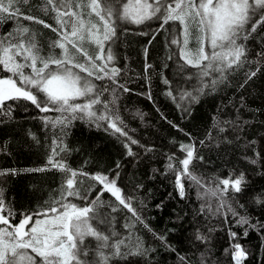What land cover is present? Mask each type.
<instances>
[{"label":"trees","instance_id":"16d2710c","mask_svg":"<svg viewBox=\"0 0 264 264\" xmlns=\"http://www.w3.org/2000/svg\"><path fill=\"white\" fill-rule=\"evenodd\" d=\"M40 4L41 0H30L28 5L20 6L21 11L56 27L54 13H43L37 7ZM17 22L36 33L42 54L47 55L49 43L58 37L42 24L22 17L18 21L7 19L0 23V36L12 31ZM160 24L157 19L140 25L121 22L116 37L105 45L106 50L111 45L113 65L120 69L117 81L130 89H117L119 99L113 106L126 125L127 137L105 130V122L97 127L75 120L63 136L68 150L66 164L74 170L115 179L143 221H138L110 193L103 194L104 205L99 212L112 223L101 228L115 231L120 238L130 235L129 247L138 239L148 250L146 255H129L111 264H235V243L247 252L241 264H264V25L250 33L247 40L237 41L246 49V63L230 70L214 88H205L196 102L188 105L185 101L178 107L180 93L197 95L200 79L198 70L185 65L177 45L170 43L173 32L182 40L179 24L163 28ZM84 47L90 54L96 51L94 44L85 43ZM189 47H196L194 39ZM55 52L59 54L60 49ZM146 64L151 65L147 72ZM257 68L260 70L256 76L247 79V74ZM6 75L0 71V76ZM211 79L206 77L204 81L210 83ZM94 83L109 89L116 87L108 79ZM169 91L177 97L176 102L166 94ZM101 99L111 100V91ZM5 107L8 113L0 114V170L15 169L16 173L0 176V188L6 204L16 213L12 219L16 224L24 214L40 212L59 199L67 173L57 169L29 171L46 166L52 140L61 134L59 127L45 126L43 118L60 114L42 113L23 100L7 101ZM101 107L96 105L97 109ZM184 107H189L190 112H185ZM128 137L138 143L131 144ZM126 143L133 155H128ZM182 144H193L196 156L202 157L194 159L189 168L204 184L200 187L181 177L183 198L175 183L176 172L168 168L169 157H173L174 168L182 169ZM253 159L255 164L251 163ZM240 174L245 181L242 192L234 193L230 187L225 197L237 213L234 216L227 205L220 208V202L207 190L215 189L219 178L235 179ZM77 180L84 181L78 184L81 195H87L89 201L94 199L101 186L87 177L78 176ZM69 199L78 205L85 203ZM112 207L117 211L113 212ZM240 217H247L255 227L238 224ZM128 224L135 226L125 227ZM231 233L237 234L235 239ZM85 244L91 249L96 241L87 237Z\"/></svg>","mask_w":264,"mask_h":264},{"label":"snow or ice","instance_id":"6c2138e0","mask_svg":"<svg viewBox=\"0 0 264 264\" xmlns=\"http://www.w3.org/2000/svg\"><path fill=\"white\" fill-rule=\"evenodd\" d=\"M29 2L0 0V23L7 19L18 21L22 17L51 28L58 38L49 43L50 51L44 55L36 33L19 22L12 31L0 36V71L8 74L0 76V114L8 113L5 107L7 101L21 100L30 102L42 113H59L55 118H43L45 126L59 127L61 133L52 140L46 166L29 171L57 169L67 175L61 184L59 199L40 212L24 214L16 224L12 223L16 213L6 204L3 189L0 188V264H111L129 255H146L148 250L143 249L138 239L135 245L129 247L130 235L120 238L115 231L101 228V225L110 226L112 223L99 212L104 205L101 197L105 192L110 193L138 221H143L131 206L130 198L125 197L121 188L117 187L115 179L106 174H90L68 167V150L63 144V136L67 135L65 130L75 120L97 127L105 122V130L112 129L114 133L127 137L124 131L126 125L113 106L119 99L117 89L124 92L130 89L117 81L120 69L113 65L115 57L111 45L108 44L107 50L105 47L116 37L119 23L140 25L157 19L161 21V28L170 23L179 24L182 40L173 32L170 43L177 45L179 57L185 65L198 70L200 79V87L195 89L197 95L187 91L179 94L177 106L182 107V102L186 101L188 105L196 102L205 88H214L226 79L230 70L247 62L246 49L237 41L247 40L250 33L264 25V0H41L37 7L45 14L54 13L52 19L56 27L24 14L20 6ZM193 39L196 47L190 48L189 43ZM85 43L95 45L94 54L84 47ZM57 48L60 49L59 54L55 52ZM150 67L146 64L145 71ZM259 70L249 72L247 79L256 76ZM206 77H212L210 83H205ZM104 79L110 80L116 87L109 89L94 83V80ZM164 82L168 83L167 80ZM107 91H111L112 99L102 100ZM166 94L174 102L177 101L171 91ZM96 105H101V109H97ZM183 110L190 112L189 107ZM137 115L143 118V114ZM128 140L131 144L138 143L131 137ZM125 147L128 148V155H133L128 143ZM180 150L185 153L179 158L182 169L174 168L173 157H169L168 168L176 172L175 183L183 198L181 177H187L200 187L204 184L189 168L194 159H202L196 156L195 146L182 144ZM251 163L255 164L256 160H251ZM9 173L15 174L16 170H0V176ZM78 176L94 180L101 186L91 201L87 195H81L78 184L82 185L84 181L77 180ZM244 182L243 174L235 179L231 176L219 178L215 189L207 191L219 200L220 208L227 205L235 216L237 213L225 197L230 187L234 193H241ZM70 197L85 203L75 204ZM112 211H117V208L112 207ZM237 223L255 227L249 224L247 217H240ZM134 226L128 224L125 227ZM261 227L264 228V225ZM231 236L235 239L237 234L231 233ZM87 237L96 241L94 248L90 249L85 244ZM233 248L232 258L235 264H241L247 258V252L239 243H235Z\"/></svg>","mask_w":264,"mask_h":264},{"label":"rangeland","instance_id":"374dc122","mask_svg":"<svg viewBox=\"0 0 264 264\" xmlns=\"http://www.w3.org/2000/svg\"><path fill=\"white\" fill-rule=\"evenodd\" d=\"M186 184H188L189 185V182H187ZM215 199H217L216 197H214ZM218 200V199H217ZM219 201V200H218ZM31 227V226H30Z\"/></svg>","mask_w":264,"mask_h":264},{"label":"bare ground","instance_id":"6f19581e","mask_svg":"<svg viewBox=\"0 0 264 264\" xmlns=\"http://www.w3.org/2000/svg\"><path fill=\"white\" fill-rule=\"evenodd\" d=\"M114 223V222H113Z\"/></svg>","mask_w":264,"mask_h":264}]
</instances>
